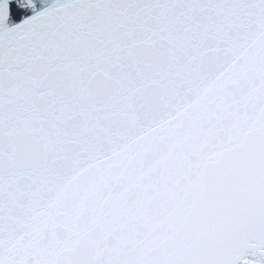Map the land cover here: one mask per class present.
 <instances>
[{"label": "snow or ice", "instance_id": "1", "mask_svg": "<svg viewBox=\"0 0 264 264\" xmlns=\"http://www.w3.org/2000/svg\"><path fill=\"white\" fill-rule=\"evenodd\" d=\"M0 264H264V0H0Z\"/></svg>", "mask_w": 264, "mask_h": 264}]
</instances>
